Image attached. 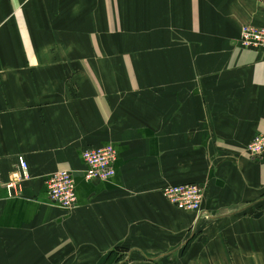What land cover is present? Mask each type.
<instances>
[{
    "label": "crops",
    "instance_id": "1",
    "mask_svg": "<svg viewBox=\"0 0 264 264\" xmlns=\"http://www.w3.org/2000/svg\"><path fill=\"white\" fill-rule=\"evenodd\" d=\"M264 0H0V264H264ZM115 174L85 181L82 151ZM68 169L77 206L47 197ZM195 183L199 213L161 188Z\"/></svg>",
    "mask_w": 264,
    "mask_h": 264
},
{
    "label": "built area",
    "instance_id": "2",
    "mask_svg": "<svg viewBox=\"0 0 264 264\" xmlns=\"http://www.w3.org/2000/svg\"><path fill=\"white\" fill-rule=\"evenodd\" d=\"M239 44L243 48L264 51V28L245 25L241 28ZM246 151L251 157H261L264 152V136L257 135L247 145ZM84 162L83 178L85 181H102L114 176L116 151L112 144L82 151ZM29 178L27 163L18 157L17 169L11 171L8 178L3 180L0 174V187L10 196L18 192L21 183ZM47 197L66 212H71L77 206L75 180L68 169L55 171L45 177ZM162 196L176 208L183 211L199 213L203 199L202 188L195 183L169 184L161 188Z\"/></svg>",
    "mask_w": 264,
    "mask_h": 264
}]
</instances>
